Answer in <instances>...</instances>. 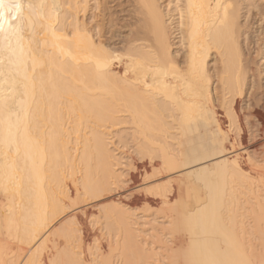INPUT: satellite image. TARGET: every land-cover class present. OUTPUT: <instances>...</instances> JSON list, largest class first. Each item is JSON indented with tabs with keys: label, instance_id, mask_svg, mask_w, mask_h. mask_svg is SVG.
Returning a JSON list of instances; mask_svg holds the SVG:
<instances>
[{
	"label": "bare ground",
	"instance_id": "1",
	"mask_svg": "<svg viewBox=\"0 0 264 264\" xmlns=\"http://www.w3.org/2000/svg\"><path fill=\"white\" fill-rule=\"evenodd\" d=\"M64 1L4 0L0 9V264H88L78 222L62 223L65 242L55 253L43 235L65 208L74 169L81 166L71 182L80 181L84 201L107 188L115 172L102 130L116 121L130 125L140 160L186 169L181 195L166 198L160 227L172 244L162 243L161 264H264V165L251 172L241 154L224 155L236 139L231 127L246 135L238 106L254 88L238 41L249 31L239 0H118L119 14L90 26V0ZM259 1L250 5L261 35L247 46L258 45L264 78ZM255 105L258 145L264 104ZM157 186L168 197L170 188ZM114 208L103 215L108 230L123 234L119 263L141 264L131 256L129 214ZM99 255L95 264H112Z\"/></svg>",
	"mask_w": 264,
	"mask_h": 264
},
{
	"label": "rangeland",
	"instance_id": "2",
	"mask_svg": "<svg viewBox=\"0 0 264 264\" xmlns=\"http://www.w3.org/2000/svg\"><path fill=\"white\" fill-rule=\"evenodd\" d=\"M66 1L67 0L64 1L63 4L65 6L63 7H66L69 5V3L67 5L68 1L67 2ZM96 1L99 3L97 4V7H96ZM119 1L116 0L113 2L112 0L111 1L105 0V3H106L105 4L104 0H90L88 2V5L91 8L89 10L88 9L85 10V15L83 19L85 21L87 20L86 22L88 24L91 23L89 24V26L94 25L93 23L95 24L96 23L102 24L103 22L105 23L107 21L106 19H109L110 17L113 18L114 15L116 16L117 14H119L120 6L117 7L118 6L117 2ZM107 2L109 3L107 4ZM239 2H240L239 21L241 25L245 24V28H247L245 29L246 31L249 30L247 31V34L250 32L249 36L251 35L253 36V37L251 36L252 38H250L246 34V36L250 38L249 40H247L248 38L245 35H242L238 39V41L241 43L239 44L243 48L242 50L246 53V54L244 53L245 54L244 58L246 59L247 57L248 59L246 60L249 61L248 74H254V88L252 90H249V92L245 96L243 95L241 96L243 100L238 106L240 113L243 114L242 123H244L246 126L245 127L246 135L242 132L240 133L236 131V129L231 127L230 128L231 130L229 132L230 137L233 139L235 135L236 134L238 135L239 133L240 138L241 137L242 138L240 139L239 136L236 135L235 138L240 143L234 138L236 143L234 142L235 144L233 143V145L229 144L227 146L228 149L224 155L227 157L228 156L232 157L235 154H241L242 159H243V165L245 166L244 168L247 167L246 168L247 171L249 170L253 172L254 170L253 168L250 170L252 166L257 169L258 166L260 165V169H261V165H264V150H263L264 149V137L260 139L262 141L258 143V145H255L254 143L256 139L255 140L252 139L255 136L254 134L257 135L256 130H257V127L259 126L258 121L256 117L254 116V112H253L255 106H257L255 104H258V106L259 105L261 106L262 104H264V92H262V90H264L263 88L264 78H262L263 74H260L259 72L263 68V65H261L262 62L260 61L259 56H257L255 53L258 45H256L255 43H252L250 46H247V43L248 41H251V40L255 41L256 38L258 39L259 35L261 34L258 35V33L260 32H258L257 30V22H255L256 18H253L254 15H252V13L256 12V8L254 6L252 8V5H250L252 3V0H239ZM259 2L264 5V0H261ZM98 5L100 7H98ZM102 6L104 7V9H107V11L104 10V13L102 12L103 11ZM110 8L111 10H108ZM113 10H116L118 12H116L115 14ZM70 11H72V9ZM110 11L113 12L114 15L110 16L111 14L109 13ZM81 12L82 10L78 13V16L80 17L83 15L84 11L82 14ZM92 13L95 16H93ZM106 14L107 15L109 14L108 15L109 17H107ZM69 20H70V17H69ZM101 21L103 22L101 23ZM262 23L260 25L264 27V22ZM96 30L97 28L95 29V31ZM104 36L108 38V40H110L109 42H113L116 39L114 37H111V33L109 32H107V34H105ZM244 47H246V50ZM247 50L248 51L250 50V51L248 52ZM216 104L218 105V102H216ZM218 110L223 111V109L221 108H219ZM116 124L115 123L112 124L114 126L112 125L110 126L109 124H106L104 129H106L107 132L104 129L102 130V127L99 128V130H102L103 133L104 132L105 134L109 133L106 136L104 134L105 136L104 138L106 139L105 140L106 144L108 143L107 148L108 150L110 149L109 152L112 155V156L110 155V157H112L110 158L112 161L110 159L109 161H111L112 163L114 162L113 164L111 163L112 165L111 169L115 173L114 175L112 174L110 175L111 177L112 176L113 177L111 179L109 178L110 185L108 184L106 188L107 190L105 189L103 192H101V195L99 197L97 196L93 199L87 198V200L84 201V199H82L83 190H81L82 188H80L81 184L79 181L82 176L81 175L82 171L79 172L78 170L81 166L80 165H79L80 167L77 166V168L78 167L79 168L74 169V171L76 170L75 174H72L71 176H68L67 178V182H66L68 183L67 193L69 196L67 198H64L65 208L63 212L59 215L57 220H55V223L49 229L47 228L43 237L47 236L51 240V242H49L51 246L53 244L51 248V253H55L57 248L59 249L64 246L63 241L65 240L62 237V234L61 233H60L61 235L59 234V228L60 229H62V227L67 228L66 224L69 225L71 224L70 220H74L76 224L78 222L76 226L79 227V229H81L79 234L82 235L81 236L83 240L82 245L84 244L82 246V249H83L82 255L88 264H95L92 258L95 257L96 254H100V253L101 255L99 256H101L102 258L103 257L107 258L108 256L109 261L111 260L110 263L121 264L119 262L122 261L123 257L121 258L119 254L121 251V248H119L121 245L120 244L121 241L119 240H121V237H123V234L119 233V236H120L119 237L116 230H115L116 232L114 231L111 232L110 230H108V227H106L107 226L106 222L108 221H106L107 219L104 218L105 216L103 215L104 214L103 212L105 211L108 212L110 209L113 211L115 209L114 207H116V209L120 207V210L122 209L125 210L124 212L126 213V215L129 214L127 216L128 219L125 222H127L128 224V229L132 230V231L131 230L129 231L131 232L130 234L131 240L133 238L132 251L135 253V254L132 253L131 255L133 257L132 260L134 261L137 260L138 262H141V264H146V263L147 264H161L160 261H165L164 259H162V257L164 258V254H165V253L163 254V251H164L163 244L165 241L167 245L171 243L169 234H167V232L165 231L164 233L163 230H161L162 228L160 227L162 224H163L162 227L163 226L165 227V225L167 227L168 217H166V213H167L166 209H168L167 207L170 206V204H167V203L165 204V202L166 200L172 197L173 199H171L170 201L168 200L169 203L171 202L172 204V200L175 201L176 199H178L176 197L178 195H181L180 192L182 191L181 189L182 180L178 178V176H180L178 174L184 172L186 169L168 172L166 170L165 171L162 170L160 165H159L160 169L159 167H157L158 163L160 162L158 158L153 159L150 162L147 157H144L143 159L140 160L139 154L137 153V149L135 146L136 140L133 139L132 136H130L131 133H129L131 132V130L128 128L130 127V125H128L127 123L120 122V121L118 123L116 121ZM226 124H228V122ZM82 127L84 128V125H82ZM124 129H126L127 131L126 130L124 131ZM125 132L129 134H126ZM250 139L252 142L250 141ZM144 162L145 164L143 167L140 164ZM255 163H256V166H255ZM263 168L264 166H262V169ZM72 177L73 179L74 177H76L79 180H76L77 181L76 183H72L71 182ZM167 182L168 184H166ZM161 184H164V185L161 186ZM156 185H160L161 186L160 188H162L163 186H165L168 189L170 188L169 190H167L168 192L166 196L168 197H163L157 194L156 193L157 191L153 192V189L154 187H156ZM157 188L160 189L159 186H157ZM126 211L128 212V214ZM62 223H64L65 226L61 227V225H63ZM55 231H57V233ZM141 252L144 254V256ZM153 252H155V254L159 253L158 254L159 256L154 255ZM146 255L148 258L145 260ZM140 257H142V259Z\"/></svg>",
	"mask_w": 264,
	"mask_h": 264
},
{
	"label": "snow or ice",
	"instance_id": "3",
	"mask_svg": "<svg viewBox=\"0 0 264 264\" xmlns=\"http://www.w3.org/2000/svg\"><path fill=\"white\" fill-rule=\"evenodd\" d=\"M3 7H4V0H0V9H2ZM15 8L18 11L20 8V5H15ZM3 18H4V13H3V11H0V29L3 28V23H2Z\"/></svg>",
	"mask_w": 264,
	"mask_h": 264
}]
</instances>
